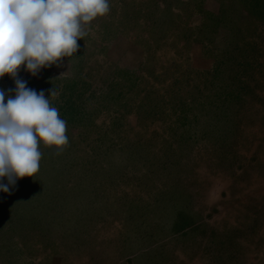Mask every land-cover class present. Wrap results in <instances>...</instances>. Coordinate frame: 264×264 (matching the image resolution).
Returning a JSON list of instances; mask_svg holds the SVG:
<instances>
[{
    "label": "rangeland",
    "instance_id": "rangeland-1",
    "mask_svg": "<svg viewBox=\"0 0 264 264\" xmlns=\"http://www.w3.org/2000/svg\"><path fill=\"white\" fill-rule=\"evenodd\" d=\"M109 2L20 68L69 144L0 192V264H264V0Z\"/></svg>",
    "mask_w": 264,
    "mask_h": 264
},
{
    "label": "clouds",
    "instance_id": "clouds-1",
    "mask_svg": "<svg viewBox=\"0 0 264 264\" xmlns=\"http://www.w3.org/2000/svg\"><path fill=\"white\" fill-rule=\"evenodd\" d=\"M109 12V0H0V78L8 75L15 85L0 89V192L10 194L19 179L38 173L41 144L56 155L69 144L67 122L50 102L59 93L52 88L46 98L27 87L21 66L33 77L60 66L78 51L91 22Z\"/></svg>",
    "mask_w": 264,
    "mask_h": 264
}]
</instances>
